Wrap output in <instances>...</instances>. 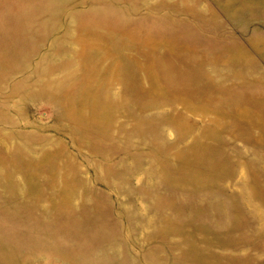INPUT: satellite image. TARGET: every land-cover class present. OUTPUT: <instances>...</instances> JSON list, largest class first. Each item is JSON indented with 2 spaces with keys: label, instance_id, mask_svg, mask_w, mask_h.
I'll return each instance as SVG.
<instances>
[{
  "label": "rangeland",
  "instance_id": "1",
  "mask_svg": "<svg viewBox=\"0 0 264 264\" xmlns=\"http://www.w3.org/2000/svg\"><path fill=\"white\" fill-rule=\"evenodd\" d=\"M0 264H264V0H0Z\"/></svg>",
  "mask_w": 264,
  "mask_h": 264
}]
</instances>
